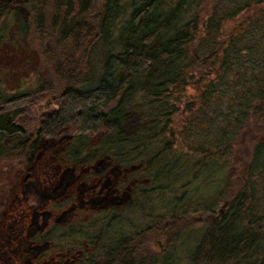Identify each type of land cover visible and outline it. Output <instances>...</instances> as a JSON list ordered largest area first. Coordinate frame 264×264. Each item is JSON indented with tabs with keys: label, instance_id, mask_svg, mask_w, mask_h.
Here are the masks:
<instances>
[{
	"label": "trees",
	"instance_id": "16d2710c",
	"mask_svg": "<svg viewBox=\"0 0 264 264\" xmlns=\"http://www.w3.org/2000/svg\"><path fill=\"white\" fill-rule=\"evenodd\" d=\"M129 2L119 45H111L122 0H0V48L13 24L26 36L31 31L34 48L45 45L37 47L35 87L8 92L0 85V162L17 160L18 182L42 195L36 167L42 143L69 130L57 155L74 173L65 190L74 191L85 171L95 178L81 201L89 195L93 204L107 202L85 213L77 208L67 223L41 231L51 209L76 202L70 192L47 196L31 212L38 227L18 250L21 264H66L71 246L79 264H166L168 251L152 252V237L167 246L181 237L179 229L192 225L189 212L210 196L198 190L210 186L230 204L217 223L195 229L190 264H243L246 255L249 264H264V215L252 209L253 177L264 175V31L252 26L264 30V0ZM102 42L108 48L96 70L92 53ZM38 96L60 107L25 128L18 120ZM180 123L186 141L196 131L201 142L189 143L191 153L176 149ZM104 160L119 167L114 180L98 168ZM4 183L0 221L14 188ZM58 250L64 258H56Z\"/></svg>",
	"mask_w": 264,
	"mask_h": 264
},
{
	"label": "rangeland",
	"instance_id": "374dc122",
	"mask_svg": "<svg viewBox=\"0 0 264 264\" xmlns=\"http://www.w3.org/2000/svg\"><path fill=\"white\" fill-rule=\"evenodd\" d=\"M129 1L130 0H122V5H124V9L120 17H118L114 26V31L112 35L113 41L111 45L117 43L120 37L121 29L124 23L127 21L129 12L131 10ZM230 24L232 25V23ZM252 29H254L252 31L256 33H261L262 31H264L258 26H252ZM31 35V31L27 36L24 35L22 32L19 31L18 26L13 24L10 30L9 40L5 42L0 48V85L8 92L15 91L17 87H21L25 90L35 87L36 85L35 71L40 60L39 51L43 50V46L45 45L42 41H37L35 44L39 49L38 51L36 46L34 48V46L30 45L29 43V41L33 38ZM116 45L119 44L117 43ZM107 48L108 46L103 42L95 47L92 53L91 62L92 67L94 69H102L104 63V56ZM193 91V86H189L188 94L191 95ZM31 99L32 103L24 106V112L18 120L19 124L23 125L25 128L37 127L43 117L53 114L60 107V102L56 99L53 100L51 97L38 96L31 97ZM183 125V123H180L176 127V131H179V133L177 132L179 140L177 142L178 146L176 149L177 151L183 153H191L192 150L189 147V143L193 142V145L198 144L199 141L195 140L198 134L196 131L191 133L189 135L190 138H187L186 141V139L183 138V136L185 137V134L181 133L183 127L185 126ZM71 136V131L66 130L60 133L57 137L53 138L52 140L42 143V154L45 152L42 156L44 157L42 158V160L38 161V164L36 163L38 179L37 186L38 188H40V194L42 195H39L38 193L35 194V191H28V189L25 190L24 182L23 184L21 183L22 180L20 183L18 182L19 175H21L22 172L20 169V165L16 163L17 160H14V162H0V186L5 184L4 182H6L8 189H10V187H14L12 188L13 194L11 200L9 202V205L7 206L6 216H4V218L0 221V264H20V260L22 258L19 256L18 250L22 246V243H24V234L29 229L33 230L38 227L36 225V222H34L35 224L32 222L31 212L35 209L41 210L43 208L47 196H61L62 194L70 192L73 193V198L71 199V201L76 197V199L73 200L76 202L70 203L69 205H67L68 207L64 206L58 209L57 214L53 211V221L56 222V219L59 223L61 221V223L64 224L67 223V221L70 219V214L73 215L76 212L75 210L77 209V207L79 209L80 207L84 206L85 211H83V213H85L95 209V207L105 206L107 204V202L104 204L98 202V205L93 204V201H95V199L91 202L89 195H86L87 199L85 201H81L82 192L85 190L88 182L90 183V181L94 180L95 178L94 177L93 179L89 180L90 176L86 175L87 177H85V171L83 172L84 175L82 180L74 188V191L73 189L71 190L70 187L65 190L67 182L73 179L74 173L71 171V169H66V167L61 162L59 163L57 161V155L62 151ZM199 144H201V142ZM255 146L257 147V143L256 145L255 142L251 143L252 149L255 148ZM49 150L51 151V153H49ZM97 166L101 170H103L102 168L106 167L104 169L109 171V175L113 180L120 173L119 167L117 165L111 164L109 160L100 161L97 163ZM216 171H219L217 165L214 168V172ZM95 172L98 171L95 170ZM213 173H211V175ZM215 176H217V174ZM9 179L13 180V186L8 184ZM197 183L200 184L201 181L194 182L193 187L196 186ZM253 183H255L256 191L253 195L254 206H252V209L253 212L255 210L258 216H261L264 215V175H261L259 177H253ZM52 184H58V186L55 189H51L50 186ZM47 186L49 187L47 188ZM214 189L215 188L212 189V187L210 186L207 191L198 190V192H201L202 194L207 193L210 194V196L203 202V205H200L199 208H197L196 210H191L189 212V217L191 216L192 222L194 221L191 226V230L189 227H183L178 231L179 234H182V239L179 242L176 241L174 243L176 244V246L173 249H176V254L177 256H179V263L177 264H188L186 262V258L188 254H190L189 248L194 245L192 239L188 240L186 238V236H189L188 232H190L189 237L192 238L194 233H196L194 232V230L204 225L200 221V218L202 216H207L206 219L209 221L208 224L211 225V220L214 221V219L209 216L210 213H213L212 211L215 210L217 212L218 208H220L224 201L227 200V198L222 195L223 190H221V192H218V189ZM78 196L80 198H77ZM127 196L128 193L125 192L121 197L123 199H126ZM248 198V201H250L251 198ZM89 202H91V204ZM246 207L250 206L247 204ZM207 225L205 224V226ZM184 228L185 230H183ZM262 231L264 232V230ZM158 240H160L165 246H167V243L166 240L161 236L152 237V252L157 255H160L162 249L161 247H159ZM174 244L171 245L173 246ZM46 256L50 257V252H46ZM54 264L58 263L54 262Z\"/></svg>",
	"mask_w": 264,
	"mask_h": 264
},
{
	"label": "flooded vegetation",
	"instance_id": "af4514ba",
	"mask_svg": "<svg viewBox=\"0 0 264 264\" xmlns=\"http://www.w3.org/2000/svg\"><path fill=\"white\" fill-rule=\"evenodd\" d=\"M228 200V205L226 206V208H225V212L224 213H222L221 215H219V212H220V208H218V210H217V212H216V210L215 211H212L213 213H210V215L209 216H211L213 219H214V221L213 220H211L213 223H217V221H218V219L220 218V217H222L225 213H226V210L228 209V207H229V204H230V200L229 199H227ZM76 208V207H75ZM78 208V207H77ZM80 208H84V206H82V207H80ZM58 209H59V207H56V211H54L53 209H51V211L50 212H48V214H47V221L43 224V226L42 227H40V230L41 231H47L48 229H49V226H52V224H55V223H58V221L55 219V221L56 222H54L53 221V211L54 212H56V214L58 213ZM52 214V215H51ZM70 215H72V214H70ZM51 216H52V219H51ZM207 217V216H206ZM206 217H204V216H202L201 218H200V221H201V223H203L204 225H203V227H205V224L207 225L208 223H209V221L206 219ZM196 219V218H195ZM194 222V221H193ZM193 222H192V224H193ZM196 223V222H195ZM244 225H245V228L248 230V229H250V220L249 219H247L246 221H245V223H244ZM192 226V225H191ZM191 226H189V228H190V230H191ZM201 227V226H200ZM185 228H188V227H185ZM185 228L183 229V230H185ZM27 232L28 231H26L25 232V234H24V239L23 240H25V236L27 235ZM194 232H196L197 233V231L196 230H194ZM189 233V236H190V232H188ZM196 233H194V235H193V237L192 238H190L189 236H186V238L188 239V240H193V243H195L196 242V240H195V234ZM174 241H171V243H170V245L169 246H165L162 242H158V244H159V247H161V249H162V251L164 250V249H166L167 251H168V257H167V261H166V264H177V263H179V256H177V254H176V249L175 250H173L174 248H175V246H176V244H174L176 241H180L182 238L181 237H175V238H172ZM170 240H171V238H170ZM171 244H174L173 246L171 245ZM166 247V248H165ZM58 248H59V246H58ZM178 248V247H177ZM73 249H75L74 248V246H71V249L69 250V252H68V255H67V263L66 264H79V262L77 261H75V258H74V254L75 253H73L74 252V250ZM192 249H194V245L191 247V248H189V252H190V254H188V256H187V258H186V262L188 263V264H190V262H191V250ZM174 251V252H173ZM245 251H246V253H248L249 254V251H250V245H249V243H248V246H245ZM57 254H56V258L57 259H61V258H64V255H66V254H64V252H62V251H57L56 252ZM79 253H80V255L83 253L84 254V252H82V251H79ZM189 259V260H188ZM59 262V261H58ZM59 263H61V262H59ZM182 263V262H181ZM20 264H21V262H20ZM36 264H39V263H36ZM243 264H249V260H247V255H246V258L243 260Z\"/></svg>",
	"mask_w": 264,
	"mask_h": 264
},
{
	"label": "water",
	"instance_id": "95a60500",
	"mask_svg": "<svg viewBox=\"0 0 264 264\" xmlns=\"http://www.w3.org/2000/svg\"><path fill=\"white\" fill-rule=\"evenodd\" d=\"M228 200H225L224 203L222 204V206L220 207V212H219V215H221L222 213L225 212V208L226 206L228 205ZM158 242H161L160 240H158Z\"/></svg>",
	"mask_w": 264,
	"mask_h": 264
}]
</instances>
